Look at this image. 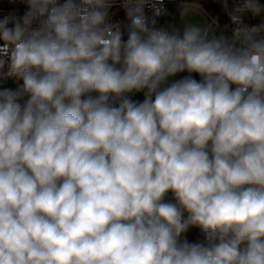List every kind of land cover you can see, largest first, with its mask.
Returning <instances> with one entry per match:
<instances>
[{"label": "clouds", "instance_id": "clouds-1", "mask_svg": "<svg viewBox=\"0 0 264 264\" xmlns=\"http://www.w3.org/2000/svg\"><path fill=\"white\" fill-rule=\"evenodd\" d=\"M112 3L0 18V81L22 82L0 87V264H264L259 0H222L230 38L158 28L150 0H123L122 26Z\"/></svg>", "mask_w": 264, "mask_h": 264}, {"label": "built area", "instance_id": "built-area-1", "mask_svg": "<svg viewBox=\"0 0 264 264\" xmlns=\"http://www.w3.org/2000/svg\"><path fill=\"white\" fill-rule=\"evenodd\" d=\"M61 2H63V0H61ZM150 3H156L157 7H163L166 10L160 16L155 17L157 21L156 27L158 28L163 27L171 29V17L174 12H177L179 17L181 31L183 30L184 26H186L188 23H191L190 13L183 18L181 17L180 9L184 4L198 6L193 8L191 11H195L200 15L204 23L203 28L209 31L210 38H230L236 27V25L232 23L228 12L224 10L222 6V0H162V4L158 3L157 0H150ZM227 3L230 12L235 6L241 3V0H227ZM259 3L261 4L262 9H264V0H259ZM26 10V0H0V18L10 14L23 16ZM145 12L149 18L154 17V11L151 7H146ZM242 19L243 23L249 27L264 24V11H262L259 15L246 12L243 14ZM109 20L112 23H119L122 26L127 25L128 21L123 8V0H113L112 7L110 9ZM126 38L127 37L125 35V39ZM19 83L22 82L14 80L0 81V87L15 89ZM129 95H131L133 100H143L144 98L142 93ZM26 99L27 96L24 97V100ZM24 100H22L21 103H23ZM200 233L203 237L204 243H207L205 240V234L201 230Z\"/></svg>", "mask_w": 264, "mask_h": 264}, {"label": "trees", "instance_id": "trees-1", "mask_svg": "<svg viewBox=\"0 0 264 264\" xmlns=\"http://www.w3.org/2000/svg\"><path fill=\"white\" fill-rule=\"evenodd\" d=\"M173 27L178 28V29L181 30L180 20H179V17L177 15V12H174L173 15H172V17H171V28H173ZM185 75H188V74L187 73H182V74H178L175 77H170L169 78V83H171L173 80H179V79H181ZM195 78L197 80H200L201 79L199 76H195ZM166 202H173V203H175V200H174L173 195H172L171 192L167 195ZM185 216H187V213L186 212H185ZM184 239H186L190 243H200V242H204L203 241V237H202V235L200 233L199 228L198 227H195V226L190 227L189 230L186 233L182 234L181 240L183 241Z\"/></svg>", "mask_w": 264, "mask_h": 264}, {"label": "rangeland", "instance_id": "rangeland-1", "mask_svg": "<svg viewBox=\"0 0 264 264\" xmlns=\"http://www.w3.org/2000/svg\"><path fill=\"white\" fill-rule=\"evenodd\" d=\"M190 18H191V23L198 24V25L203 27V24H204L203 20L197 12L191 11L190 12Z\"/></svg>", "mask_w": 264, "mask_h": 264}]
</instances>
